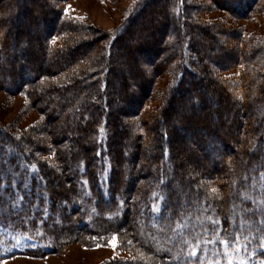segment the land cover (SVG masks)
I'll list each match as a JSON object with an SVG mask.
<instances>
[{
  "label": "trees",
  "instance_id": "obj_1",
  "mask_svg": "<svg viewBox=\"0 0 264 264\" xmlns=\"http://www.w3.org/2000/svg\"><path fill=\"white\" fill-rule=\"evenodd\" d=\"M69 1L0 0V90L39 114L0 124V264L114 234L128 256L104 264H264V38L233 24L264 16V0H136L108 33ZM144 55L149 73L129 67Z\"/></svg>",
  "mask_w": 264,
  "mask_h": 264
},
{
  "label": "rangeland",
  "instance_id": "obj_2",
  "mask_svg": "<svg viewBox=\"0 0 264 264\" xmlns=\"http://www.w3.org/2000/svg\"><path fill=\"white\" fill-rule=\"evenodd\" d=\"M134 1L136 0H70L67 5V12L74 17L86 20L89 24L94 25L102 32L108 33V32H113L114 30L120 28L124 19L127 18L126 15L128 12V8ZM208 18L210 19L207 20L209 22L211 21L215 22L223 19L222 21L228 27L229 25L232 24V22H234L230 16L222 14L221 12H213L209 14ZM27 19H28V15H27ZM140 24H143V21L142 23L141 21L140 22L138 21L136 24L133 25V27H137ZM233 24H235L234 25L235 27L244 29L245 33L255 36L257 39L264 38V16H258L251 22L238 21ZM223 39L224 38H222V40ZM144 57L145 59L142 58L143 60L140 61L136 60L132 62V60H130L132 64H129V67L132 68V66L136 64H141V67H143L144 71L146 73H149L150 71L148 69L151 64L148 61L149 59L147 60V56L144 55ZM4 61L5 60H3L2 62ZM171 77H172L171 74L169 75V73H167L162 75L161 78L158 80L155 88L157 92H159V94L162 91H166L167 87L169 86ZM154 99L153 101H155ZM154 105L162 106L163 104L155 103ZM25 111H27V104L24 95L19 94L10 97L3 90H0V124L11 127L13 129L15 128L17 129L18 127L20 129L30 127L35 122H37V120L39 119V114L34 111L30 113L29 112L25 113ZM176 112L180 113L179 111ZM213 114H214L213 112L209 114V119L216 121L215 116ZM236 115L239 117L238 113ZM234 116L235 115L233 113H229L228 115L221 114L216 122L218 121L226 122V124H228L230 127L229 129L234 131L235 129H237V127H239L237 122H235ZM219 125L223 127L224 123L215 124L216 127ZM163 126L162 125L159 126L157 130L160 131ZM128 131L129 132H127L126 135L128 137L130 136L131 133L132 135L135 134L133 130L130 128L128 129ZM129 141L130 140L125 141L123 145L124 148L129 147L130 145ZM188 143L193 144V142H189V141ZM188 148H189L188 151L189 155L192 156V158H195L194 160L197 161L198 157L201 156L200 155L201 152L199 151L197 152L196 150L193 149L194 147L192 148V146H189ZM227 153H229V155H232L231 151H227ZM189 158L191 159V157ZM214 158H215L214 155H211V157L207 155L206 160H204V162L208 163V165L212 164ZM190 159L185 158L183 160H180L182 169L179 171V173L188 175L189 177L194 176L193 178L195 179L200 173V169L196 168L194 166L195 162L193 160L190 161ZM133 161L134 160L129 157L126 158L127 164L128 163L131 164L133 163ZM216 161L218 163L217 164L218 168L220 169L223 163L220 159ZM243 162L245 161L243 160ZM167 173L170 174L171 170L168 169ZM245 181L246 178L244 177L243 179L239 180V182H245ZM191 186L195 188L194 183L193 185L191 184ZM188 193L189 191L187 189H185V191H181L180 193L181 198L185 199V195ZM229 201L233 202L234 197L230 198ZM239 207L240 206L237 203H232V211H234L237 208L239 209ZM119 247L120 245L117 242H116V246L113 247V240H111L109 243H99L98 245H91V246H85L83 244L76 242L67 246V248H65L61 253L50 255L44 259H35L26 256H17L10 260H5L4 262H2V264H104L107 261L117 259L119 257L128 256V253L126 254L122 253L119 250L120 249ZM157 250L159 251V248ZM147 264H155V263H152V261H150Z\"/></svg>",
  "mask_w": 264,
  "mask_h": 264
},
{
  "label": "snow or ice",
  "instance_id": "obj_3",
  "mask_svg": "<svg viewBox=\"0 0 264 264\" xmlns=\"http://www.w3.org/2000/svg\"><path fill=\"white\" fill-rule=\"evenodd\" d=\"M157 212H159L160 211V209L159 208H156L155 209ZM249 211H251V209H249ZM116 242H117V240H116V236H115V234H114V236H113V247H115L116 246ZM225 243H228L227 241H225ZM193 254H195V252H193Z\"/></svg>",
  "mask_w": 264,
  "mask_h": 264
}]
</instances>
